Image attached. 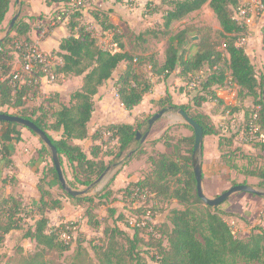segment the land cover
Listing matches in <instances>:
<instances>
[{
    "label": "trees",
    "instance_id": "trees-1",
    "mask_svg": "<svg viewBox=\"0 0 264 264\" xmlns=\"http://www.w3.org/2000/svg\"><path fill=\"white\" fill-rule=\"evenodd\" d=\"M11 1L0 0V31ZM51 1L66 3L69 0ZM240 2L241 0H161L167 6L162 16L165 35L169 34L173 22L200 10L206 3L213 11L220 28L215 32L204 28L195 31L200 35L193 43L196 51L192 55H186L184 49H180L187 42L186 35L190 32L188 28L169 36L161 65L155 57H140L128 53L120 43L115 52L101 47L84 26L72 21L80 13L71 14L68 18L71 32L59 43L57 56L62 64L55 67V73L64 77H79L81 86L70 95L68 104L59 101L57 96L46 100L56 104L50 110L44 108L43 104L27 106L28 101L37 96L38 87L33 84L35 77L24 75L23 83H9L21 66L13 49L14 43L21 40L30 42L22 38L28 32L26 23L15 21L11 29L14 34L7 35L0 41V113L18 116L34 123L56 149L61 168L66 162L71 169L72 181L66 180L67 184L72 188L88 187L107 168L124 165L132 145L134 156L145 153L141 141H136L135 137L143 125L147 124L148 118L136 120L134 124H109L96 128L94 132L90 131L94 97L117 69L123 65L114 87L120 104L127 111L140 104L143 97L151 91L148 70L151 74L162 77L177 73L186 82L190 80V76L194 77L202 72L203 80L199 88L192 91L189 104L174 105L167 95L156 104L160 110H183L200 126L204 137H217L221 166L243 176V181L233 185H245V177H252L257 180L259 187L264 188V142L250 143L258 152L254 157L261 160V165L249 170L247 165L240 162H250L252 158L244 155L240 147H236L235 134L227 135L223 129H218L201 109L208 100L221 105L216 93L230 77L231 82L238 86L239 105L242 106L248 100L251 104L249 106H252L249 111H244V127L254 124L264 134V71L258 74L244 48L237 45L245 34L244 28L233 19V10ZM101 15L102 27L112 29L113 26L104 25L107 18L103 12ZM75 26L77 31L73 32ZM262 45L264 48V33ZM253 114L256 115L254 120ZM184 126L191 130L192 135L179 138L173 154L155 153L149 156V171L137 181L115 191L109 183L89 194L93 185L86 195L76 198L50 192L47 185L52 178L56 180L57 187L63 189L53 163L47 165L45 162L47 156L51 157V151L38 138L41 145L37 155L44 166L37 182L39 204L35 207L37 218L33 224L29 225L24 221L31 213L21 199L12 195H0V243L7 235L17 232L21 234L22 240L34 242L35 248L34 251L26 252L21 246L15 247L13 257H8L6 264H65L59 258L69 252L71 258L68 264H148L147 254L150 253L154 264H264V228H254L244 238L234 237L224 219L228 214L222 210V206H206L199 199L193 172L198 162V154L193 153L194 134L188 125ZM23 128L25 127L15 123L0 121V162L8 170H15L11 159L12 144L21 140L20 129ZM50 132L57 134V138ZM104 136H107V141L103 140ZM169 140L171 138L168 131H165L153 143L162 141L167 148H171ZM106 158L110 160L106 162ZM120 193L124 198L132 200H135V196L147 194L140 201L139 207L132 204L128 212L130 217L136 218L135 224L138 226L129 225L127 215L117 213L115 207H112ZM64 197L73 199L82 209L81 219L85 220L90 229H102L100 236L87 238L84 233L76 231L77 223L66 222L57 227L50 226L47 212L61 209V198ZM161 201H168L172 207L166 222L154 225L151 220ZM101 207L106 211L104 218H100L97 213ZM122 221L127 229L117 225ZM142 222L144 225H141ZM63 233L68 240L62 238ZM142 246L146 249L142 250Z\"/></svg>",
    "mask_w": 264,
    "mask_h": 264
},
{
    "label": "crops",
    "instance_id": "crops-1",
    "mask_svg": "<svg viewBox=\"0 0 264 264\" xmlns=\"http://www.w3.org/2000/svg\"><path fill=\"white\" fill-rule=\"evenodd\" d=\"M157 2H159V0ZM60 3L61 1L55 2L51 0H12L4 22L2 23L0 41L7 35L12 36L14 34L11 30L9 32L8 30L11 20L14 18V16H17L16 21L21 20L28 26V32L22 37L23 39L26 38L30 42L38 44L40 50L46 53L57 55L60 41L67 37L71 32L69 19L57 25L55 28L50 29V31L44 36L42 32L48 27V23L55 15V11L58 9ZM136 6H138V8H131L121 0H90L87 8L81 10L79 12V17L72 21L78 22L80 26H84L86 30L96 38L99 45L102 43L107 45L116 44L117 47L115 50L117 51L118 43H120L124 47L125 51L133 54L132 47L134 43L131 41V32H133L135 28H138V24L137 22H134V20H130L129 15L136 16L138 12H143V8L146 7L145 0H136ZM101 12H103L107 18V22L104 23V25H111L113 26L112 29H104L102 27L103 21ZM143 14L144 12L142 15ZM144 16L146 17V15ZM96 17L100 19L98 20ZM72 31H77V26H75ZM251 33L252 34L248 38V41L243 46V48L246 54L249 56L252 64L255 66L257 73L260 74L264 71V48L262 45V35H260L258 31V27L253 28ZM16 60L17 57L15 56V61ZM156 60L158 64L161 65L164 62V56L162 61L158 60L157 58ZM122 68L123 65L117 69L110 80L106 81L104 85L98 89V93L94 97V111L89 123L90 131L92 132H94L98 127L109 124H134L136 120H143L147 118L150 119L152 115L160 110L159 106L156 104L157 101L166 95L169 96L174 105H186L192 100V91L188 90L184 86L185 81H183V79L179 77L177 73L170 74L168 77H162L157 76L156 74H151L148 70V74L152 83L151 91L143 97V100L140 102V104H138L132 110L127 111L120 104L114 87L117 74L122 70ZM148 69H150L149 66ZM172 77L173 79L177 80L176 84L179 86L176 88V90H174L173 87H171L168 83L169 78ZM152 78L157 80L153 81ZM228 80H230V77ZM73 81L76 82V85L72 86L71 84ZM80 86L81 78L79 77H64L60 75L57 82L52 84L46 83L44 79H41L38 86L37 96L31 98L28 101L27 106H41L43 104L44 108L46 109H49L50 107L54 108L56 107V104L50 103L46 100H50L55 96H57L58 100L62 103L68 104L70 95ZM216 96L221 102L220 106L216 101L208 100V102H205L202 105L201 109L207 116H209L213 124L218 129L224 127L223 125H227L225 121L228 117L226 116V113L223 112V110H227L229 108V111L232 115L230 116V119L234 120L238 117L239 120L242 122L244 121V111L247 110L248 105L251 104L248 100H245L242 106L239 105L238 86L236 84L232 82L230 84L226 83L217 90ZM177 118L178 116L176 115L175 111L169 110L162 118L156 121L152 127H148L147 123V139H145L144 142H141L145 153L138 157L134 156V145H132L128 150L129 155L126 163L122 165L121 168H117V166L113 167L114 170L109 168L107 172L108 175L106 174L107 178L105 176L103 179L104 182L100 183L99 189L103 188L109 183L111 189L114 191L123 189L127 187L130 182L137 181L149 171V156H153L155 153L173 154L176 150V141L181 137H190L192 135L188 128L183 125L184 123L179 121V118ZM165 131H168V135L171 138V140H169V143L172 145L171 148H167L162 141L153 143V141L158 140ZM20 133L21 140L18 143L12 144L13 153L11 156L13 165L15 167L14 171L16 174V187L13 186L12 188L10 186H4L0 182V184L3 186V189L0 186V195H18L21 197V200L25 205V199L29 193H24L23 191L28 189L31 190V195H34V197L36 196L34 200L37 202L35 205V207H37L39 204L37 182L44 166L36 152V150L40 149V142L38 137L34 136L25 128L20 129ZM103 140L106 141L107 136H104ZM217 144V137L205 136L203 138L200 157L202 189L203 193L210 198L216 197L217 195L229 189L233 183V181H230L229 179L233 180L235 178L234 174H236V172L227 170L221 166L220 152L218 150ZM25 146L33 148V162L32 159H29V153L28 155L22 153L21 150H23ZM109 160L110 158L105 159L106 162ZM2 169L9 173V170L4 168L3 163L0 162V171ZM109 173L111 176H109ZM12 189H16L17 194L13 193ZM206 190L209 191V193H207ZM50 192L54 195H57L54 190L50 189ZM232 196V198L230 197V200L228 199V204L226 203L225 205H222L221 208L225 213L228 214L225 218L230 219L234 217L235 219H238L244 227H247L246 220L244 218L245 215L249 214V212L251 215L257 214L264 209V197L262 196L249 193H237ZM68 200L74 203L73 199ZM61 201V209L47 212L49 224L52 216L59 215L61 217L64 215L65 209L70 208L71 203L67 202V197L61 198ZM32 204H35V202ZM234 204L238 207V210L240 209L239 211L234 209ZM75 208H77L76 213L78 217L81 218L82 209L77 204ZM74 216L75 211H72V217ZM59 222L60 223L58 224L52 225V227H57L63 222L65 223L64 220H60ZM82 222L86 228H89L84 220H82ZM253 224H250L248 228H246V232H248L247 234L250 233V229H254ZM244 227H241V229Z\"/></svg>",
    "mask_w": 264,
    "mask_h": 264
},
{
    "label": "rangeland",
    "instance_id": "rangeland-1",
    "mask_svg": "<svg viewBox=\"0 0 264 264\" xmlns=\"http://www.w3.org/2000/svg\"><path fill=\"white\" fill-rule=\"evenodd\" d=\"M131 8H138V6H136V3H131ZM166 9H167V6L165 4H162L161 0H159V2L155 3L154 5L146 6L145 8H143V12H144L143 15H142L143 12H138V14L136 16H132V15L130 16L129 15L130 20H134V22H137V24H138V28H135V30H133V32H131V35H132L131 41H132V43H134V45L132 47L133 48L132 49L133 54H135L136 56L138 55L140 57L152 56V57H155L158 60L162 61L163 56H164V51L167 48V42H168L169 36L178 33L179 31H181L184 28H188L190 30V32L186 35V41L187 42L184 45H182L180 47V49L181 50L184 49L186 55H192L196 51L195 47L193 46V43H195L197 41L198 35H200L199 33H195V31H197L200 28L210 29V30H212V32L213 31L215 32V31L220 29L218 21L214 15L213 11L211 10L210 6L206 3L201 7L200 10L187 15L186 17H184L180 21L173 22L170 26L169 34L165 35V33L163 32L164 29L162 27V25H163L162 16H163L164 11H166ZM144 15H146V17ZM258 31H259L260 35H263L264 24H263L262 28H260V27L258 28ZM215 41H217V40H215ZM106 45L107 44H105V43L100 44L101 47H104ZM152 80L156 81L157 79L155 80L154 78H152ZM168 83L170 84L171 87H173L174 90H176V88L179 87L176 84L177 80L173 79V77L169 78ZM71 85L72 86L76 85V82L73 81ZM184 86H186V81H185ZM251 108H252V106L248 105L247 110L249 111ZM229 110H230V108L227 110H223L224 113L228 112V115H226L228 118L225 121L227 125H223L224 127H221V128L225 131V133H227V135L235 134L236 145H238L236 147H240L241 152L244 155H250L252 158V160L250 162L248 160H243V162H240V163L247 165L249 170L260 166L261 160L260 159L258 160L256 157H254L255 155H257L258 152L256 151L255 148H253L254 146L250 144L251 142H246L242 139L241 133L243 131H245L244 123L241 120H239L238 117L234 120L230 119V116H232V115H231V112ZM228 119H230V120H228ZM179 121H181L180 118H179ZM185 125H187V124H185ZM188 130L191 132L190 129H188ZM146 131H148V130H146V124H145V125H143V127L141 128L139 133L145 134L144 132H146ZM50 134L53 137L57 138V134L52 133V132H50ZM146 139H147V137H146ZM40 145H41V143H40ZM21 151L25 155H28V153H29V156H30L29 159L30 160L32 159V162H33V155H34L33 148H31L29 146H25V148H23V150H21ZM36 152H37V150H36ZM36 152H35V155H36ZM22 153H20V154H22ZM139 156H141V155H139ZM127 160H128V157H127L126 161ZM45 162L47 165L51 164L52 163L51 157L47 156ZM121 166L122 165H118L117 168H121ZM62 169H63L66 180L72 181V171L68 167L66 162L63 163ZM112 170H114L113 167H112ZM8 172L9 173H7L4 169H2L0 171V182H1V184L4 186H10L12 188H13V186L16 187L15 186V175H16L15 171L9 170ZM107 175H106V178H107ZM234 175H235V178L233 180L229 179L230 181H233L232 185L235 182L243 181L242 175H239L237 173ZM109 176H111L110 173H109ZM245 179H246L245 181H246L247 185H250L257 190L262 191L264 194V188H261L257 185V180L255 178H252V177L246 178L245 177ZM102 182H104V180H102L100 183H102ZM100 183L94 185L92 187L93 189L91 188L92 190H90L89 194H92V193L99 191L100 190L99 189ZM1 184H0V186L3 189V186ZM57 185L58 184L56 183V180L54 178H52L48 182L47 186L51 190H54L55 193H57L61 196L66 194L65 192H63V190L58 188ZM86 188L87 187H77V188H72V189L84 190ZM17 189H18V185H17ZM16 191L17 190L14 189L12 192L17 194ZM23 192L29 193L28 195L26 194L27 196L25 199L26 200L25 205L31 213V214L29 213L30 215H27L25 217L24 221H25V223L32 225L34 222V219L37 218V216L35 215V209H36L35 205L37 204V202L34 200L36 198V196L34 197V195H31V190H28V189L24 190ZM206 192L209 193V191H207V190H206ZM37 196H38V194H37ZM16 197H17V199H21V197L18 195ZM116 197H117L116 201L112 204V207H115L117 213H121V214L130 216L128 212L130 211V207H132V202H133L132 198H127V197L124 198L121 193L118 194ZM232 197H234V196H232ZM231 198H229V200ZM68 199L69 198H67V202H70L71 204H70V208L65 209L66 214L64 213V215H67V216H64V215H62L61 217L59 215L58 216H52V218L50 220V226L60 223L59 222L60 220L61 221L64 220L65 223L66 222L77 223L76 231L84 233L87 238L100 236L102 229H99L98 231H94L90 228H86V226L82 222L83 219L78 217V215L76 213L77 208H75L76 207L75 202L73 203L72 201H70ZM229 200L224 202L222 205H225L226 203L228 204ZM34 202H35V204H32ZM222 205H220L219 207H221ZM171 207H172V205L168 201L159 202L157 204L155 210H154V215H153V219L151 220L152 221L151 223L156 225V224H161V223L166 222L167 215H168V212H169ZM234 207H235L234 209L236 211L240 210V209L238 210V207L236 205ZM104 209H105L104 207H101L97 210L98 216L100 218H104V216L106 215V211ZM248 209H249V207H248ZM72 211L73 212L75 211L74 217H72ZM246 214H247V212H246ZM244 218L246 220V224H247L246 226L247 227H244L242 225V223L238 219H235L234 217H232L230 219L225 218V221L228 224L231 222L237 223L240 230H238V233L236 234V236L239 238H244L248 235L247 234L248 232H246V230H247L246 228H248V226L250 224L254 223L253 224L254 228L261 227V225L259 224L260 212H258L257 214H253V215H251L249 212V214L245 215ZM126 221H127V218H126ZM117 225L123 229H127L125 227L123 221L118 222ZM241 227H244V228L241 229ZM252 230L250 229V232ZM128 231H130V230H128ZM74 236L77 237L76 234H74ZM20 237H21V234H19L17 232H12L11 234H9L5 237L3 242L0 243V264H6L7 258L13 257L12 255H13V251H14L15 247L21 246V247H23V249L26 252L34 251V248H35L34 242L29 241V240H22ZM141 249L145 250L146 248L142 246ZM70 258H71V252L64 254L62 257L59 258V260L65 264H68V262L70 261ZM147 262H148V264H154V261L151 259V253L147 254ZM9 264H14V263L10 262ZM238 264H249V263L239 262Z\"/></svg>",
    "mask_w": 264,
    "mask_h": 264
},
{
    "label": "built area",
    "instance_id": "built-area-1",
    "mask_svg": "<svg viewBox=\"0 0 264 264\" xmlns=\"http://www.w3.org/2000/svg\"><path fill=\"white\" fill-rule=\"evenodd\" d=\"M126 5L131 7V3H136V0H122ZM158 0H145L146 6L154 5ZM90 0H69L68 2H61L58 6V9L55 11V15L48 23V27L43 30V36L47 34L50 29L55 28L57 25L66 21L69 16L75 12H80L84 10L89 5ZM233 19L237 24L244 28L245 34L238 40L237 45L243 47L248 38L251 35L253 28L263 27L264 24V0H241L239 5L233 10ZM111 47V48H110ZM116 44L106 45L103 48L116 51ZM13 49L17 57L21 61V66L18 70L15 71L14 77L10 79V84L16 82L23 83L22 79L24 75H28L30 78H33V84L37 87L41 79H44L46 83H56L59 79V74L55 73V67L62 64L61 59L52 53H46L38 47V44L33 42H27L25 40L16 41L13 45ZM39 74L38 76H35ZM203 80V73L199 72L196 76H190V80L186 82V88L190 91L196 90L199 88L200 83ZM227 83H231V80H228ZM230 114V113H229ZM228 115V112H226ZM256 115L253 114L252 119L254 120ZM242 139L246 142H264V134L258 131V128L254 124H248L245 131L241 133ZM146 194V193H145ZM145 194L135 196V200H132L134 207L140 206V201L144 199ZM135 195V194H134ZM132 195V196H134ZM147 195V194H146ZM127 222L129 225L134 226L136 223V218L126 216ZM259 224L264 228V210L260 212ZM141 225H144L142 222ZM231 233L234 237H237L239 227L236 222L229 223ZM74 231V228H72ZM62 238L68 240L65 233L62 234Z\"/></svg>",
    "mask_w": 264,
    "mask_h": 264
},
{
    "label": "water",
    "instance_id": "water-1",
    "mask_svg": "<svg viewBox=\"0 0 264 264\" xmlns=\"http://www.w3.org/2000/svg\"><path fill=\"white\" fill-rule=\"evenodd\" d=\"M16 20H17V16H14V18L11 20V23L9 25L8 32L12 29ZM263 103H264V96H263ZM169 110H172V109H170V108L161 109L157 113L152 115V117L150 119H148V122H147L148 127H152V125L156 121H158L160 118H162ZM175 113L181 119V122L187 124L192 129L193 134H194L193 153L198 154V162L194 166L193 172H194V176H195V180H196L197 195L204 205L210 206V207H217L219 205H222L232 195L237 194V193H249V194H253V195H257V196L263 195L262 191H259L250 185L238 184V185H232L229 189H227L226 191L217 195L216 197H213V198L207 197L203 193V189H202V173H201V161H200L201 149H202L203 138H204L202 129L183 110H181V109L176 110ZM0 121H5V122L15 123V124L21 125V126L25 127L26 129L30 130L31 132H33L43 142V144L51 151V160H52L53 166L56 170L58 181H59L60 185H61L62 189L66 192V194L68 196H70L71 198H76L79 196L86 195L93 185L99 184L105 178V176L109 170V168H107L106 171L92 185L88 186L86 189L74 190L67 184L65 176L63 174V170H62L60 162H59V158H58L56 149L51 144L49 138L45 135V133L42 130H40L31 121L23 119V118L18 117V116L0 113ZM147 133H148V131H146L145 134L143 136H141V134L139 132H137L136 137H135L136 141L140 140L141 142H144V140L147 137Z\"/></svg>",
    "mask_w": 264,
    "mask_h": 264
}]
</instances>
